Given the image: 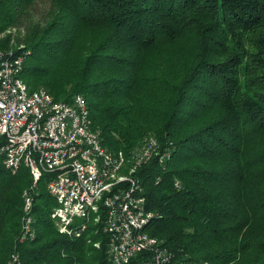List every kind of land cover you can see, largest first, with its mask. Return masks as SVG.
Wrapping results in <instances>:
<instances>
[{
	"label": "trees",
	"instance_id": "16d2710c",
	"mask_svg": "<svg viewBox=\"0 0 264 264\" xmlns=\"http://www.w3.org/2000/svg\"><path fill=\"white\" fill-rule=\"evenodd\" d=\"M0 32L24 56L29 89L84 95L104 146L129 166L148 136L171 149L133 173L155 213L150 234L190 260L264 264V0H0ZM55 176L34 185L27 165L13 172L0 156V264L13 253L113 264L103 222L60 231ZM26 191L33 240L22 238Z\"/></svg>",
	"mask_w": 264,
	"mask_h": 264
},
{
	"label": "built area",
	"instance_id": "2783aa9c",
	"mask_svg": "<svg viewBox=\"0 0 264 264\" xmlns=\"http://www.w3.org/2000/svg\"><path fill=\"white\" fill-rule=\"evenodd\" d=\"M3 36L0 32V156L13 172L27 165L34 185L44 172L56 174L49 189L58 200L52 215L60 231L79 236L89 222H103L113 264H210L177 255L147 231L155 213L147 208L144 188L133 173L155 155L170 158L171 149L161 151L159 140L148 136L129 166L126 154L104 146L84 95L58 101L45 87L29 89L21 77L25 58L2 48ZM32 208L26 191L23 239L37 237ZM10 263L23 264L18 253Z\"/></svg>",
	"mask_w": 264,
	"mask_h": 264
},
{
	"label": "rangeland",
	"instance_id": "374dc122",
	"mask_svg": "<svg viewBox=\"0 0 264 264\" xmlns=\"http://www.w3.org/2000/svg\"><path fill=\"white\" fill-rule=\"evenodd\" d=\"M49 6H50V3L48 1L40 2L39 4H37L35 13H34L35 19H41L43 15L45 14V12L48 11Z\"/></svg>",
	"mask_w": 264,
	"mask_h": 264
}]
</instances>
